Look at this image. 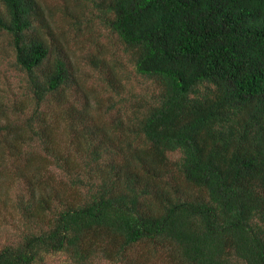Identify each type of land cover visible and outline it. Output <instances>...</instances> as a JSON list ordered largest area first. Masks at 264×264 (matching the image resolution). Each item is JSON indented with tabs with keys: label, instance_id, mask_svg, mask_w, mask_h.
<instances>
[{
	"label": "trees",
	"instance_id": "1",
	"mask_svg": "<svg viewBox=\"0 0 264 264\" xmlns=\"http://www.w3.org/2000/svg\"><path fill=\"white\" fill-rule=\"evenodd\" d=\"M91 1L157 93L101 123L87 99L69 104L78 82L66 53L48 45L41 3L0 0V29L36 101L25 126L64 173L20 174L0 264H145L161 254L171 264H264V0ZM107 73L120 97L124 77ZM50 98L64 152L40 108Z\"/></svg>",
	"mask_w": 264,
	"mask_h": 264
},
{
	"label": "rangeland",
	"instance_id": "2",
	"mask_svg": "<svg viewBox=\"0 0 264 264\" xmlns=\"http://www.w3.org/2000/svg\"><path fill=\"white\" fill-rule=\"evenodd\" d=\"M43 9L49 33L46 38L52 50H62L69 58L78 87L69 92V104H79L87 99L92 114L101 123L110 124L115 115L124 120L130 115L127 99L139 96L151 98L157 93L148 81L136 76L131 63L124 55L118 38L109 28L102 12L91 0H38ZM0 13L5 15L0 3ZM105 15V14H104ZM109 17V15H108ZM108 68L123 79L124 89L117 97L107 90L104 81ZM120 100V101H118ZM122 103V109L120 108ZM54 98L42 108L49 123L48 133L61 152L71 149L61 108ZM117 103V104H116ZM115 109L105 113L107 105ZM36 108L25 71L15 62L9 35L0 29V245L15 235L17 215L12 202L16 194L25 191L22 179L27 176L38 179L51 177L64 179V173L49 165L40 144L28 132L26 119ZM118 110V111H116ZM24 141V143H22ZM181 153L168 154L177 161ZM27 162V163H26ZM47 165V166H46ZM50 181V180H49ZM49 264H68L63 256H56ZM105 264V263H103ZM145 264H171L164 254L150 257Z\"/></svg>",
	"mask_w": 264,
	"mask_h": 264
}]
</instances>
